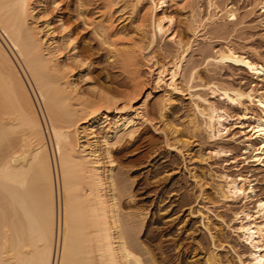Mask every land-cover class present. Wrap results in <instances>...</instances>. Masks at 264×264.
I'll use <instances>...</instances> for the list:
<instances>
[{"label": "bare ground", "instance_id": "1", "mask_svg": "<svg viewBox=\"0 0 264 264\" xmlns=\"http://www.w3.org/2000/svg\"><path fill=\"white\" fill-rule=\"evenodd\" d=\"M207 1L209 14L201 18L198 0H69L75 18L54 20L59 0H0V264H170L140 237L149 210L122 206L127 192L117 157L141 148L147 126L183 159L191 141L205 135L206 158L251 168L209 178L190 173L200 192L191 215L201 219L208 242L195 245L202 264H234L221 252V216L213 221L201 205L210 182L215 204L240 205L233 230L248 253L237 254L238 264H264V194L250 175L264 173V56L229 41L202 54L207 67L243 71L262 88L206 80L198 66H185L193 43L176 29L179 7L191 5L185 24L194 37L239 19L234 5ZM249 8L264 16V0ZM164 41L174 53L156 51ZM92 42L108 64L105 82L90 73ZM179 100L190 107L182 121L172 118ZM239 139L241 161L228 146ZM162 163L151 164V177L167 172L171 165Z\"/></svg>", "mask_w": 264, "mask_h": 264}, {"label": "rangeland", "instance_id": "2", "mask_svg": "<svg viewBox=\"0 0 264 264\" xmlns=\"http://www.w3.org/2000/svg\"><path fill=\"white\" fill-rule=\"evenodd\" d=\"M68 1L59 0L61 8L59 10L55 9L54 7L52 8V13L55 17L54 20H57L59 15L65 19L69 18V20H73L75 18L76 14L72 11V5ZM253 1L254 0H218L220 4H226L229 6L234 5L238 8V21L236 23L228 21L225 23L223 21H218L219 23L217 22V25H210V27H207L208 29L206 28L205 31L200 29V34L198 33L195 37L193 33L190 31V33L188 32L186 29L187 24H185L188 16L191 14V9H189V6L191 5L186 4L182 7H179L180 9L177 7L178 10L176 12H178V23L176 25V29L178 28V31H181L184 38L192 41L193 43L192 50H190L188 53L189 55L187 60L189 61L185 64V66H198L202 76L206 80L208 79L210 81L233 84L234 86L242 85L241 87H248V89L253 88L251 85L259 83L257 88L259 86V88H262L261 84L263 83L258 82L255 79L253 80L252 77L248 76L243 71H238L235 68L222 69L213 66L207 67L203 63V55L205 53H211L218 50L224 45L226 41H229L235 44V46L241 48L245 47L247 51H253L251 50L253 48L254 50L257 49L261 52L262 56H264V16L259 11H255L252 15L248 14L250 9L249 7ZM198 3L201 11V18H206L209 14L208 1L198 0ZM83 37L82 44L87 46V44L91 42L89 41L91 35L86 33V35ZM91 44L94 47V55H92L93 57H90L92 59V63L90 65L91 76L93 74V78L97 77L102 79V82H105L104 80L106 77L103 73L105 72L104 69L108 68V64L104 63V58L101 56V53L98 52V49H96L97 45H95L93 42ZM156 49L155 50L159 52L161 50L162 54H165V56L175 52L174 45L169 41L159 43ZM143 73L147 88L153 87L149 70L144 68ZM244 82L247 83L244 84ZM250 83L252 84L250 85ZM80 85L83 87L85 86L84 83H81ZM155 95L158 97L161 95V93L156 92ZM154 100L155 99H153L152 102ZM189 110V104L179 100L176 107L172 110V118L174 117L176 120L180 118L179 121H182L186 114L189 113ZM236 112L237 111H234V113ZM157 128H161V124H159ZM237 131L238 130L235 129L231 132L237 133ZM143 133L144 135L142 142H144L142 143L141 148L135 150V147H130V151H124L120 156L117 157V163L119 165L118 170L123 171H121L123 175L120 177L122 180L120 185L121 187H124L123 189L125 192H129V195L133 194L135 196L134 201L130 202V200L127 199L128 194L126 193L124 198H122V206L126 211H131L133 209L139 211H142L143 209L149 210L145 225L146 228L140 234V237L146 243L152 242V247L154 248L157 257H160L159 259H164L170 264H202V256L198 254L200 252L198 249H196L197 247L195 243L197 240L201 239L203 240L202 243L204 244L207 242V239L205 231L201 225V219L193 218L191 215V212L196 209L195 205L199 201L200 195L199 188L191 179V174L195 172L198 175H202L206 172L207 175L209 172L214 174L218 171L226 169L230 174L234 175L237 169L235 170L233 165H227V163H231L230 157H223L221 159L206 158L208 157L207 148L209 146V142L204 139L205 135L200 136L201 138H193L194 140L191 141L193 143L191 145L192 151L183 159L181 156L168 149L167 145H165L166 141L164 140L162 133H158L154 131L152 127L148 126L145 128ZM228 146L234 151V155L231 157H235L237 160L241 161V155L244 152L245 146L244 143H241V139H239L236 143L228 142ZM201 158L208 159V161L202 162V165V163L199 161ZM155 161L160 163L163 161L162 164H168L172 166H169L166 169L167 172L164 173L166 176L162 174L151 177V164H153ZM171 162H173V165ZM174 163L176 165H174ZM135 167L136 169L134 170ZM190 169L191 172L189 171ZM250 169L251 168L247 167L242 169L239 168L237 173L241 172L246 174L248 171H250ZM250 175H252V179L256 180L255 183L258 184V192L260 194H264V183H261L262 180L264 182V173L252 170ZM257 180L259 181L257 182ZM210 184L211 183L209 182V185L206 187L205 191L208 199H211V201L207 199L206 204L203 202L201 205H206L205 207L210 210L209 216L213 221H217L215 216H221L220 218L223 222L220 221V224L223 231L219 240L220 243H222V241L223 243L226 242V245H224V250L221 252L224 253V257L227 256L225 258H228L234 264H238V257L243 255L241 253L246 254L245 252L247 250V246L239 242L240 240H238V236L236 235L237 233L235 230H233L235 229V226L237 227V224L233 222L234 216L232 212L236 211V209L238 210L240 205L234 206L229 204H215L217 202V196L215 195L214 189H212ZM137 236H139V233ZM220 243L218 242V244ZM206 245L208 246V242L207 244H204L203 247L207 248Z\"/></svg>", "mask_w": 264, "mask_h": 264}]
</instances>
